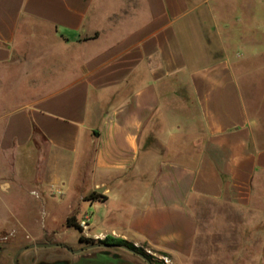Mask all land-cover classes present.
Returning <instances> with one entry per match:
<instances>
[{"label":"crops","instance_id":"obj_1","mask_svg":"<svg viewBox=\"0 0 264 264\" xmlns=\"http://www.w3.org/2000/svg\"><path fill=\"white\" fill-rule=\"evenodd\" d=\"M0 155L21 156L20 181L52 207L45 221L36 200L3 210L0 235L59 234L75 215L175 264H197L211 236L224 264H264V0H0ZM80 181L106 199L81 194L58 219ZM200 199L226 209L201 216ZM14 241L0 264L54 246ZM76 250L140 264L120 246Z\"/></svg>","mask_w":264,"mask_h":264},{"label":"rangeland","instance_id":"obj_2","mask_svg":"<svg viewBox=\"0 0 264 264\" xmlns=\"http://www.w3.org/2000/svg\"><path fill=\"white\" fill-rule=\"evenodd\" d=\"M202 48L200 47L198 49L197 54H200L199 52L203 53L205 50L203 49V45H201ZM219 44L218 43H211V50H214L213 52H216ZM3 95H7V92L5 91L2 92ZM37 141L38 145H36V158L34 156V159L36 162L43 161V158L47 157L48 153V146L46 143L42 142L40 138L37 136ZM153 146H156L157 143L154 140H150ZM21 156L17 155H0V164H2V171H0V178L3 177V179L6 176H10L12 171L10 170L12 168V163L14 162V170L13 174L15 175L17 173V176H12L13 181L10 190H3L0 189V214L3 210L10 212H14L15 214H20L22 216H25V212H27L28 207L30 206V201L36 200L37 202V209H36V214L40 217L41 220H46L45 215L46 211L50 213L52 211V207L50 205H47L46 203L41 202V199L37 196V189H34L33 193H31L32 184L27 183V181L23 182L21 180V175H20V169L18 171L17 168H19V159ZM38 164V163H37ZM18 166V167H17ZM2 179V180H3ZM19 184V185H18ZM78 186H75L74 188L71 189V194L69 195V199L65 203L64 206L59 208L57 212L58 219H63L66 212L71 209L72 202H75L76 199L79 201V196L82 194L83 197L87 196L90 194L93 190H90V182H79L77 183ZM3 187L6 188L8 187L7 184H3ZM57 188H51V190H48V194L52 196L53 192L52 190H56ZM39 192V191H38ZM57 197H61L62 195L58 193L56 195ZM54 197V196H53ZM77 197V198H76ZM6 201L4 204L3 202ZM68 203L70 205H68ZM196 205V210L198 213L203 216V213L206 210H224L226 207L219 205L217 203L209 202L204 199L196 200L195 201ZM5 206V207H4ZM51 207V208H50ZM205 216V215H204ZM83 235L85 238H91L94 240V242H87L84 241L82 244L80 243V236ZM210 237V236H209ZM105 238V237H104ZM102 238V239H104ZM217 237L211 236L210 239L207 241V246L206 249L203 251H200L198 254V260L195 262L197 264H224L226 263V260L224 262V259L219 257L220 254V249H219V242H217ZM16 239H21V241L25 240L23 242L24 246H28L31 243H36V242H48L49 244H58L54 246H42V247H34L35 250H38L37 252H40L42 255L40 256L38 253L33 252V249H28L27 251H32L31 256L30 255H25L26 260L21 259V255L24 258L23 254H19V256L15 257L16 254H14L13 258L11 259L10 264H21L22 261L27 262V264H37L36 262H41V261H46L49 263H54L55 261L59 259L66 260L68 264H81L82 262H85L91 258V256L88 255V253H74L69 251V249L76 250L80 248H84L88 245L94 244V243H101L99 242L101 239L97 240L91 237V235L85 234L81 232L77 228H65L61 227L59 234H54V235H19L18 233L14 234H5V235H0V247H3L5 245L13 244ZM145 248V251L149 254L150 257L148 259L152 262V264H175V262L166 254L161 253V252H155L153 250H150L148 248ZM136 254V253H135ZM32 258V259H31ZM138 260V263L140 264H148L146 260H144L142 257L137 255V257H133ZM43 259V260H42ZM230 260V261H229ZM227 260L228 264H233L234 263V258H230ZM70 261V262H69ZM194 261L188 260L185 258L184 263H191Z\"/></svg>","mask_w":264,"mask_h":264},{"label":"trees","instance_id":"obj_3","mask_svg":"<svg viewBox=\"0 0 264 264\" xmlns=\"http://www.w3.org/2000/svg\"><path fill=\"white\" fill-rule=\"evenodd\" d=\"M86 200H102L104 201L106 199V196L103 193H100L96 190H93L90 194L85 196ZM67 225L70 227H74L79 229L80 231H83L82 225L77 221V218L75 215H70L67 218ZM81 241H87V242H94L93 239L91 238H85L83 235L80 236L79 238ZM99 242L101 243H107V244H116L118 246L121 245H126L129 248L139 252L143 253L147 257H150L149 254L145 251V248L142 246H136L133 242L125 240L123 238H115L113 236H106L104 239H101Z\"/></svg>","mask_w":264,"mask_h":264},{"label":"water","instance_id":"obj_4","mask_svg":"<svg viewBox=\"0 0 264 264\" xmlns=\"http://www.w3.org/2000/svg\"><path fill=\"white\" fill-rule=\"evenodd\" d=\"M96 191H101V188H97ZM37 245H45V244H37ZM52 245H58V244H52ZM97 246L111 247V246H118V245H116V244H107V243H94V244L88 245V248L97 247ZM120 247H122V248H124V249H126L128 251H131L133 253H136L137 255L142 257L144 260H146L148 264H152V262L148 259V257L146 255H144L143 253H139V252L129 248L126 245H121ZM27 248H29V247H27ZM24 249H26V248H23L22 250H24ZM22 250H20L19 252H21ZM70 250H72V249H70ZM76 251H78V250H76ZM19 252L16 254L15 257L18 256Z\"/></svg>","mask_w":264,"mask_h":264},{"label":"flooded vegetation","instance_id":"obj_5","mask_svg":"<svg viewBox=\"0 0 264 264\" xmlns=\"http://www.w3.org/2000/svg\"><path fill=\"white\" fill-rule=\"evenodd\" d=\"M80 240V239H79ZM84 241H81L80 240V243L82 244ZM37 264H68V262L66 261V260H61V259H59V260H57V261H55L54 263H49V262H46V261H41V262H38Z\"/></svg>","mask_w":264,"mask_h":264}]
</instances>
